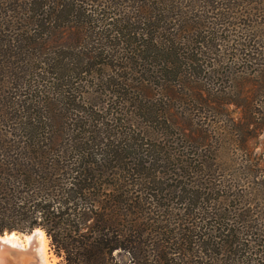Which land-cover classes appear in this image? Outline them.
<instances>
[{
  "label": "trees",
  "instance_id": "1",
  "mask_svg": "<svg viewBox=\"0 0 264 264\" xmlns=\"http://www.w3.org/2000/svg\"><path fill=\"white\" fill-rule=\"evenodd\" d=\"M85 1L0 0V235L41 228L64 264H264V192L245 174L251 155L227 178L212 144L194 150L185 127L166 126L177 105L211 106L206 84L264 129V0H112L121 21L139 25L125 26L131 41L112 82H158L136 107L162 129L101 139L82 134L85 111L72 99L74 74L89 73L76 44L105 33L92 26L95 0ZM58 28L74 31L70 40L45 37ZM171 137L173 151L161 145ZM154 232L161 239L149 240Z\"/></svg>",
  "mask_w": 264,
  "mask_h": 264
},
{
  "label": "rangeland",
  "instance_id": "2",
  "mask_svg": "<svg viewBox=\"0 0 264 264\" xmlns=\"http://www.w3.org/2000/svg\"><path fill=\"white\" fill-rule=\"evenodd\" d=\"M85 2V4L90 3L89 0ZM115 2L112 0H95V4L91 7L94 12L89 10L95 19L92 26L96 25L101 30L105 29V33L103 34L100 33V29H96L97 33L102 36V42L97 44L98 40L95 41L94 37H92L95 45L97 44L96 47L100 48L99 51H102L103 55L96 56L97 53H94L97 52L94 49L95 45L88 40L89 38L82 39L80 43L76 44L78 50L81 52V58L85 63L80 66V69L88 70L89 73H84L82 76H78L77 73L74 74L77 77L78 88L76 92H72V99L76 95V106L84 108L81 110L85 111L81 113L83 116V120L80 123L82 125V134H97L98 139L108 138V135L112 134L122 136V131L124 133L128 130L138 132L140 125H143L145 130H151L152 132L157 129L161 131L162 129V125L159 127L154 125L151 119L146 114L142 115L141 111L136 107L141 99H153L150 96L157 94L158 82L144 87L141 84L143 80L139 79L137 75H128L131 82L129 88H126V90L116 89L112 82V77H115L116 73L115 68L122 64L121 59L124 53H127L123 45L126 46V43L131 41L128 29L125 26H130L129 29L131 30L139 26L138 24L131 26L130 23L126 25L124 20L121 21V14L113 13L118 10ZM125 5L134 6L138 4H133L132 1ZM104 6L106 10L103 8ZM132 11L134 12V10ZM116 18L117 23L115 22ZM80 31L84 32V29L81 28ZM62 32L65 31H60V28H58L54 33L50 35L46 34L45 37H48L50 40L62 41V37L63 39L70 40L71 33L74 31L70 29L66 30L67 34L65 36L62 35ZM119 32L121 36L119 39L120 43H116L118 39L106 40L109 36L113 37ZM230 74L233 77L232 79L238 78L243 81L245 78V74L236 71H230ZM251 78L253 79L254 77ZM201 87L202 90L200 92L211 101V106L204 105L202 107L199 102H194L191 105H182L181 107L177 105L173 107L176 121L169 120L166 126H171L170 130L174 132H180L181 128L185 127L186 134L192 136L187 139L185 138V140H187L188 144H191L190 146L194 150L198 148L201 151L202 146L212 144L213 146L209 148L213 152L215 150L217 151L219 160L227 168L225 170L226 172L223 171L227 178L230 177L234 168L242 164V158L245 157L243 155L250 154L252 169L250 170L251 173L247 172L245 174L252 180V186H256L257 181H259L263 185L261 188L264 192V129L255 127L254 124L247 125V119L245 120L244 118V111L241 106L233 103L223 104L222 102L226 100L223 93H208L210 88L206 84H202ZM120 91L121 93H116L113 96V92ZM237 94L238 87L234 82L231 86L227 87L226 97L235 98ZM162 106L160 104L158 107L161 108ZM205 109L209 113H206ZM176 123H178V126ZM245 137H248V140H245L247 141V147L243 145ZM177 142L178 139L176 137H171L169 142L167 140L163 141L161 145L173 151L177 148ZM255 177L256 182H253ZM262 190L260 189V195L262 194ZM257 193L259 192L255 191L256 195ZM169 203L171 206H179L177 202L169 201ZM263 211L264 208L261 207V212ZM149 218L153 219L151 216ZM157 220H159L158 224L163 225L162 217ZM154 233L148 237L149 240L158 241L161 239L160 233ZM168 235L171 236L170 233ZM171 248L173 247L167 248L166 251H170ZM48 253L49 264H64L63 256L55 252L51 246L50 239L48 240ZM115 255L121 262H127L130 259L133 260L130 255L123 252H116ZM196 264L207 263L203 261Z\"/></svg>",
  "mask_w": 264,
  "mask_h": 264
},
{
  "label": "bare ground",
  "instance_id": "3",
  "mask_svg": "<svg viewBox=\"0 0 264 264\" xmlns=\"http://www.w3.org/2000/svg\"><path fill=\"white\" fill-rule=\"evenodd\" d=\"M48 236L42 229L33 234H7L0 236V264H11L8 251H22L34 259L32 264H49Z\"/></svg>",
  "mask_w": 264,
  "mask_h": 264
},
{
  "label": "water",
  "instance_id": "4",
  "mask_svg": "<svg viewBox=\"0 0 264 264\" xmlns=\"http://www.w3.org/2000/svg\"><path fill=\"white\" fill-rule=\"evenodd\" d=\"M36 229H41V228H35L33 231L29 232V233H24V232H20L18 230H13V231H6L3 234H1L0 236H4L7 234H33L34 231ZM42 230V229H41ZM8 261L11 262V264H32L34 261V259L30 258V256L28 254H26L25 252L22 251H8Z\"/></svg>",
  "mask_w": 264,
  "mask_h": 264
}]
</instances>
